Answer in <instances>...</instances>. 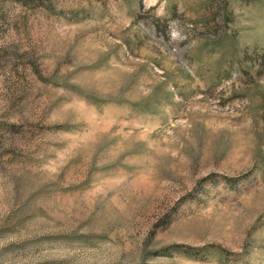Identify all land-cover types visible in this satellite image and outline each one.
I'll return each mask as SVG.
<instances>
[{
	"label": "rangeland",
	"instance_id": "374dc122",
	"mask_svg": "<svg viewBox=\"0 0 264 264\" xmlns=\"http://www.w3.org/2000/svg\"><path fill=\"white\" fill-rule=\"evenodd\" d=\"M0 264H264V0H0Z\"/></svg>",
	"mask_w": 264,
	"mask_h": 264
},
{
	"label": "trees",
	"instance_id": "16d2710c",
	"mask_svg": "<svg viewBox=\"0 0 264 264\" xmlns=\"http://www.w3.org/2000/svg\"><path fill=\"white\" fill-rule=\"evenodd\" d=\"M165 248H167V246H165Z\"/></svg>",
	"mask_w": 264,
	"mask_h": 264
}]
</instances>
